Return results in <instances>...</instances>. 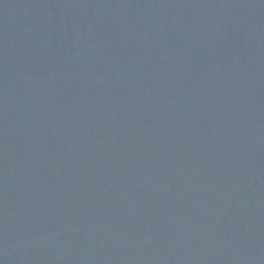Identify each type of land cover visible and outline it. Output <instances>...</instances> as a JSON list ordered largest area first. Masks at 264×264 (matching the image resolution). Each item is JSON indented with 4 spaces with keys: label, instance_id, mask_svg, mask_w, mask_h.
Instances as JSON below:
<instances>
[{
    "label": "water",
    "instance_id": "1",
    "mask_svg": "<svg viewBox=\"0 0 264 264\" xmlns=\"http://www.w3.org/2000/svg\"><path fill=\"white\" fill-rule=\"evenodd\" d=\"M0 264H264V0H0Z\"/></svg>",
    "mask_w": 264,
    "mask_h": 264
}]
</instances>
